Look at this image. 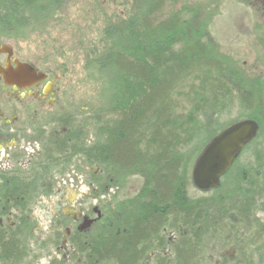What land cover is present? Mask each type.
Here are the masks:
<instances>
[{
  "label": "trees",
  "instance_id": "obj_1",
  "mask_svg": "<svg viewBox=\"0 0 264 264\" xmlns=\"http://www.w3.org/2000/svg\"><path fill=\"white\" fill-rule=\"evenodd\" d=\"M173 1L143 0L87 58L100 104L77 108L63 150L84 158L100 194L134 177L142 184L134 196L106 206L88 233L74 236L82 264H146L149 255L154 264H264V78H250L210 42L208 13L161 18ZM65 3L0 0V39H27ZM235 106L238 117L222 122ZM245 120L258 123L255 139L218 188L192 197L204 149ZM52 184L3 183L0 196L4 204L27 206L38 191L51 194Z\"/></svg>",
  "mask_w": 264,
  "mask_h": 264
},
{
  "label": "rangeland",
  "instance_id": "obj_2",
  "mask_svg": "<svg viewBox=\"0 0 264 264\" xmlns=\"http://www.w3.org/2000/svg\"><path fill=\"white\" fill-rule=\"evenodd\" d=\"M142 1L66 0L47 26L32 32L25 40L0 39V45H11L21 57L37 61L41 68L62 75L64 99L74 102L76 109L88 111L90 106L100 104V83L90 77L87 58L94 55V50L103 47L111 28L138 11ZM178 11L192 19H202L208 13L212 20L208 35L210 42L243 67L250 78H264V0H174L165 6L161 18ZM238 114L235 106L230 114L223 116L222 122L233 121ZM78 165L76 170L74 168L59 180L54 196L36 205L34 217L39 222L37 234L40 238L50 234L54 219L60 215L64 220L68 217L82 220L94 207L134 196L142 184L139 177H134L125 188L110 187L108 193L100 196L90 185V169L81 163ZM98 172L94 169L95 174ZM189 194L204 196L194 187H190ZM67 251L65 247L59 252L61 264L69 261ZM232 251L229 257H232ZM59 255L55 254L54 259H59ZM51 261L46 258L42 264H53ZM208 264H215V259Z\"/></svg>",
  "mask_w": 264,
  "mask_h": 264
},
{
  "label": "flooded vegetation",
  "instance_id": "obj_3",
  "mask_svg": "<svg viewBox=\"0 0 264 264\" xmlns=\"http://www.w3.org/2000/svg\"><path fill=\"white\" fill-rule=\"evenodd\" d=\"M2 46L7 47L6 52ZM38 63L21 57L11 45H0V186L3 183H53L51 194L47 196L45 191H38L37 197L29 204L26 202L27 206L4 204L0 196V264H42L46 258L53 264H61L59 252L65 247L70 257L67 264H82L83 256L78 251L83 247L72 240L78 233H88L101 221L107 214L103 209L110 203L92 208L82 220L73 217L64 220L60 215L54 219L47 237L38 236L36 205L54 196L59 180L76 170L78 163L90 169L89 173L92 171L76 150H63L66 136L71 134L70 123L77 120L73 116L76 105L64 99L63 76L41 68ZM18 70L24 73V78L17 76ZM10 76L23 79L7 84L6 77L11 80ZM90 185L94 187L93 183ZM86 220L92 224L81 230ZM55 254L59 259H54ZM152 257L148 256L146 264L155 263Z\"/></svg>",
  "mask_w": 264,
  "mask_h": 264
},
{
  "label": "water",
  "instance_id": "obj_4",
  "mask_svg": "<svg viewBox=\"0 0 264 264\" xmlns=\"http://www.w3.org/2000/svg\"><path fill=\"white\" fill-rule=\"evenodd\" d=\"M2 49L6 52L7 47L2 46ZM16 73L18 77L24 76L21 70ZM10 77L11 80L6 77L7 84L24 78ZM258 130L259 125L256 121L245 120L232 125L209 143L194 166L192 173L194 186L205 192L218 188L222 177L230 171L246 145L255 139ZM91 224L92 221L86 220L81 230L89 228Z\"/></svg>",
  "mask_w": 264,
  "mask_h": 264
}]
</instances>
